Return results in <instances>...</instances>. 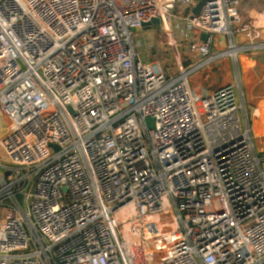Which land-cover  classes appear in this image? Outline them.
Masks as SVG:
<instances>
[{
	"label": "built area",
	"instance_id": "obj_1",
	"mask_svg": "<svg viewBox=\"0 0 264 264\" xmlns=\"http://www.w3.org/2000/svg\"><path fill=\"white\" fill-rule=\"evenodd\" d=\"M241 4L0 0V264H135L139 237L148 264H264V160L237 87L194 81L264 48ZM160 26L170 64L135 46Z\"/></svg>",
	"mask_w": 264,
	"mask_h": 264
},
{
	"label": "crops",
	"instance_id": "obj_2",
	"mask_svg": "<svg viewBox=\"0 0 264 264\" xmlns=\"http://www.w3.org/2000/svg\"><path fill=\"white\" fill-rule=\"evenodd\" d=\"M196 2L197 6L201 3L199 0ZM187 11L186 14L190 12V10ZM240 13L243 23L261 27L264 31V0H242ZM235 43L237 45L245 44V36H236ZM227 59L218 61L217 65L230 61L228 62L230 65L227 66L228 78L224 79L223 83L216 85V81L212 77V88L207 86L205 88L212 90L215 86L226 84H233L237 87L238 100L242 105L241 117L249 124L256 153L264 160V48L245 49L238 53L235 60ZM232 62L234 67L231 66ZM211 74L215 76L214 72ZM201 78L202 75L200 78L194 79V81L197 80L195 85L204 87L198 84L199 81L202 82ZM1 130H5V128Z\"/></svg>",
	"mask_w": 264,
	"mask_h": 264
},
{
	"label": "rangeland",
	"instance_id": "obj_3",
	"mask_svg": "<svg viewBox=\"0 0 264 264\" xmlns=\"http://www.w3.org/2000/svg\"><path fill=\"white\" fill-rule=\"evenodd\" d=\"M199 2H201L200 3V5H201V4H203V2H206V0H199ZM179 9H180V7H179ZM173 17H174V21L177 22L176 24L178 26V28H173L174 39L178 43H180L179 42V41H181V39L179 40V37L181 36L180 34L182 31H186V21H185L184 15L173 14ZM185 17H187V16L185 15ZM135 42H136L135 46H136L137 50L144 57V59L146 58L147 60H156V61H161V62H163L165 60L166 64L171 63L174 55L172 53L170 41H169L168 37L165 35V33L163 32V27L160 26V28H154V31L152 33H149V34L143 33V34L139 35L138 39H136ZM182 43L184 45V47H183V53H185L184 55L189 54L188 51L185 49L186 41H183ZM184 59H183V61H184ZM166 60H169V61H166ZM226 60H228V59H226ZM228 62H230V61H227V63H226V61L222 62V63H220L219 66L217 64H215L214 65L215 68L213 70L212 69L210 70L209 68H207L204 73H206V74L210 73L211 74L212 72H214L215 76H213L211 74V77H213L214 80L216 81L215 84L216 85L221 84L224 82V79L228 78L227 77V70H228L227 66L230 65ZM231 66L234 67L233 62H232ZM200 75H202L201 72H200V74H198V76L196 78H200ZM196 81L197 80H195V82ZM202 81L205 82L203 80V78H202ZM198 84H201L204 87L207 86L209 88H212L213 82H212V79H210L209 83H202L199 81ZM9 127H10V124H9L8 119L0 113V138L3 137L7 133ZM2 128H5V130H1ZM1 151L2 150L0 149V155H1ZM0 173H3V171L1 169H0ZM137 242H139V243L141 242L144 249L148 247V250L151 252L149 254V257L152 260L153 259V251L151 249L149 242L146 240L145 237H139V238H137V240L136 239L133 240L132 243L131 242L127 243L126 247H127V251L129 252L130 256L132 254V253H130V249H132L131 246L136 247ZM145 253L146 252H143V254H145ZM131 258L134 260V257L131 256ZM142 260H143V258H142ZM137 263L138 264H148L149 262L144 263V261H143V263H142L140 261V263L139 262H137Z\"/></svg>",
	"mask_w": 264,
	"mask_h": 264
},
{
	"label": "bare ground",
	"instance_id": "obj_4",
	"mask_svg": "<svg viewBox=\"0 0 264 264\" xmlns=\"http://www.w3.org/2000/svg\"><path fill=\"white\" fill-rule=\"evenodd\" d=\"M235 51L234 50H232L231 51V53H234ZM129 231H131V230H129ZM127 230H125V235L127 236ZM134 236H138V235H134ZM137 240V239H136ZM139 241V240H138ZM132 243V242H131ZM136 243V242H135ZM130 245V244H129ZM131 248L132 249H130V253H132L131 254V256L132 257H134V260H133V262L135 263V264H138L137 262H139L140 263V261L143 263V261H144V263L146 262V263H150V262H152V260H151V258L149 257V254L151 253L149 250H148V247L147 248H143V245L141 244V242L139 243V242H137V245H136V247L134 246H131ZM143 252H146L145 254H143ZM142 258H143V260H142ZM72 264H86V263H83V262H81V261H75V262H73ZM95 264H102V262H100V261H95Z\"/></svg>",
	"mask_w": 264,
	"mask_h": 264
},
{
	"label": "water",
	"instance_id": "obj_5",
	"mask_svg": "<svg viewBox=\"0 0 264 264\" xmlns=\"http://www.w3.org/2000/svg\"><path fill=\"white\" fill-rule=\"evenodd\" d=\"M204 4H205V2H203V4H201V5H200V3H199V5H198L196 8H194V10H193V14L198 15L199 12H200V10H201V8H202V6H203ZM159 25H160V21H159L158 19H154V20H152L150 23H145V24H143V27L159 26ZM201 38H202V40H206V39L208 38V35L204 33V34H202ZM177 51H178V56H182V54H183V48H182L181 45H178V46H177ZM146 124H147L149 127H154V120L151 119V118H148V119H146ZM63 190H64V191H67L66 188H64Z\"/></svg>",
	"mask_w": 264,
	"mask_h": 264
},
{
	"label": "trees",
	"instance_id": "obj_6",
	"mask_svg": "<svg viewBox=\"0 0 264 264\" xmlns=\"http://www.w3.org/2000/svg\"><path fill=\"white\" fill-rule=\"evenodd\" d=\"M187 12H188V11H187ZM184 63H185V65H186V66H188V65H189L187 61H185Z\"/></svg>",
	"mask_w": 264,
	"mask_h": 264
}]
</instances>
